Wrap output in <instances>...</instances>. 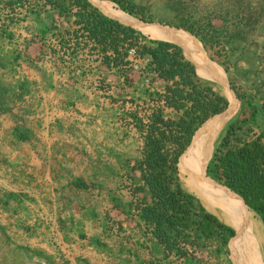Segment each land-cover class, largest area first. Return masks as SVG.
Returning a JSON list of instances; mask_svg holds the SVG:
<instances>
[{
	"label": "rangeland",
	"instance_id": "1",
	"mask_svg": "<svg viewBox=\"0 0 264 264\" xmlns=\"http://www.w3.org/2000/svg\"><path fill=\"white\" fill-rule=\"evenodd\" d=\"M100 1L126 14L112 0ZM135 1L148 6L154 16L169 18L173 14L168 0ZM216 1L182 0L184 6L197 3L199 10ZM233 15L229 13V21ZM72 20L47 0H0V264H73V257L78 256L71 251L78 238L85 236V226L96 222L97 227L107 229L116 222V215L132 219L137 206L150 200L146 191L137 189L142 185L135 168L141 160L142 138L134 126V114L146 120L155 104L151 99L155 95L149 93L162 92L166 82L151 71L146 57H137L132 51L129 63L107 66L97 51L74 43L73 35L67 33L74 28ZM263 21L264 17L252 33L257 44H250L247 52L236 58L229 50L222 51L219 59L228 72L212 51L179 30L191 37L200 52H194L195 67L202 65L197 75L226 97L224 86L210 77L214 70L212 76H220L232 97L236 95L230 83L246 98L259 100L257 92L264 87ZM213 23L222 24L217 18ZM234 97V108L229 101L223 111L232 113L223 122L211 155L225 126L239 112L240 100ZM164 112L175 116L169 109ZM263 122L258 114L255 123L241 124L233 131L232 142L243 137L248 126L252 130L248 139L255 138ZM178 176L185 190L225 221L211 203L193 192L180 170ZM207 177L205 174L208 181ZM228 199L251 212L257 223L258 257L249 247L250 259L246 258L243 241L235 257V240L229 248L230 238L225 248L219 235L204 240L193 230L188 238L178 239L169 249L164 247L171 255L168 260L154 259L152 263L264 264V223L245 204ZM242 232L249 237L248 229Z\"/></svg>",
	"mask_w": 264,
	"mask_h": 264
},
{
	"label": "trees",
	"instance_id": "2",
	"mask_svg": "<svg viewBox=\"0 0 264 264\" xmlns=\"http://www.w3.org/2000/svg\"><path fill=\"white\" fill-rule=\"evenodd\" d=\"M47 1L60 13L73 17L74 28L67 33L73 35L76 45L97 51L107 66L129 63L132 51L137 57H146L151 71L166 82L162 92L149 93L150 97L155 95L151 98L155 104L147 119L134 114V126L142 138L141 160L135 166L142 185L137 189L146 191L150 197L148 202L137 206L139 218L166 249L178 239L188 238L193 230L196 237L204 240L219 235L220 244L225 248L233 237L230 248L236 237L234 229L206 210L194 194L182 187L178 176L182 159L179 161V157L194 133L206 121L204 126L223 114L228 99L197 75L195 65L185 57L179 45L149 39L139 30L105 15L89 0H63L66 4ZM112 1L141 22H158L185 30L201 43L204 50H210L218 57L216 61L225 72L228 68L219 59L222 51L229 50L238 58L249 50L250 44H257L251 38L252 33L260 27L264 17V0H217L202 10L198 9L197 3L184 6L182 0H168L173 9L169 18L154 16L148 6L135 0ZM230 12L234 15L229 21ZM213 18L222 24L215 26ZM261 78L264 81V74ZM230 87L240 100V109L225 126L205 173L217 185L233 191L264 223V122L262 131L255 138L248 139V132L252 131L248 126V132L232 142L233 131L241 124L255 123L258 114L264 119V87L257 92V101L246 98L231 83ZM165 109L174 112L175 116H167ZM17 136L25 138L21 133ZM237 245L238 236L233 254ZM238 253L239 250L234 256ZM241 259L243 262V257Z\"/></svg>",
	"mask_w": 264,
	"mask_h": 264
},
{
	"label": "bare ground",
	"instance_id": "3",
	"mask_svg": "<svg viewBox=\"0 0 264 264\" xmlns=\"http://www.w3.org/2000/svg\"><path fill=\"white\" fill-rule=\"evenodd\" d=\"M92 3H94L96 6H98L101 11L105 12V15L114 18L118 20L119 22L123 23L124 25L132 26L133 28L141 31H146L150 34V36L155 40H163V41H171L179 46H182L184 48V53L188 57H192V63L194 62L196 65V59L194 56V52L200 53L197 49V46L194 45L193 41L191 40V37H193L191 34L183 33L182 31H179L180 29H174V28H167L169 30H166V27H162L158 24H145L141 21H137V19L131 18V16L126 15L122 12H115L113 11L108 4L106 5L104 2L100 0H90ZM165 28V29H163ZM179 31V32H177ZM199 44L200 42L193 37ZM201 46V45H200ZM202 48V47H201ZM203 50V49H202ZM204 52V50H203ZM205 56L207 57L206 53L204 52ZM186 56V57H187ZM209 60V58L207 57ZM190 60V61H191ZM210 61V60H209ZM212 62V61H210ZM214 63V62H212ZM217 65L216 63H214ZM200 66L197 63V71H202ZM217 71V69L215 68ZM214 70L212 71V74L210 77L215 80L220 85H223L225 88L226 97L229 99L228 101H231V106L234 108V95L233 97L229 93L228 87H226V84H224L223 80H221L220 76H212L214 74ZM220 78V79H219ZM232 92V91H231ZM233 93V92H232ZM235 98V97H234ZM236 99V98H235ZM229 112V111H228ZM227 113V112H226ZM224 113L223 116H216L213 120H211L209 123H207L205 126H203L205 129L209 128V130H206L207 132H198L195 137L193 144L190 148V150L186 151L184 155L182 156L181 162H180V175L185 176L186 180L189 182V185L193 192L201 198V200L206 201L208 203H211L213 205L212 209H216L218 211V214H221L223 219H225L226 223L231 225L233 229H236L239 233H237L238 236V245L235 249L236 252L240 253L241 249V242L243 241L244 244V253L246 258L250 259L249 250L253 249L255 252L256 257H258V253L256 252V225L257 223H254L251 212H248L244 208H242L239 204L229 200L227 195L232 196L235 200L241 201L238 199L233 192H231L228 188L224 186H218L214 181L209 179L206 175V177L213 182L210 183L205 178V167L206 164L211 156V151L213 148V144L217 138V135L221 128L223 127L222 124L225 120H227V117L230 113ZM231 116V115H230ZM208 134V135H207ZM210 134V136H209ZM209 136L208 139H206L207 136ZM194 150V151H193ZM215 185V186H214ZM220 187V188H219ZM228 189H224V188ZM219 190H218V189ZM227 191V192H226ZM227 194H225V193ZM229 192V193H228ZM231 193V194H230ZM228 197H226V196ZM244 204V203H243ZM215 210V211H216ZM224 221V222H225ZM256 221V220H255ZM256 224V225H255ZM258 227V226H257ZM239 229V230H238ZM248 229L250 232L249 237L247 235L243 237L242 230ZM237 236L235 240L237 239ZM251 237V239H249ZM249 239V240H248ZM260 240V239H259ZM235 242V241H234ZM259 245V244H258ZM251 249H250V248ZM238 253V255H239ZM254 255V256H255ZM260 260V259H258ZM250 263V262H249ZM260 263V262H259Z\"/></svg>",
	"mask_w": 264,
	"mask_h": 264
},
{
	"label": "crops",
	"instance_id": "4",
	"mask_svg": "<svg viewBox=\"0 0 264 264\" xmlns=\"http://www.w3.org/2000/svg\"><path fill=\"white\" fill-rule=\"evenodd\" d=\"M132 216L130 219L116 215V222L107 229L97 227L96 222L91 227L85 226V236L78 238V245L71 251L78 257H73L71 263L78 264L76 262L81 259L84 264H153L154 259L168 260L171 255L139 218L137 211Z\"/></svg>",
	"mask_w": 264,
	"mask_h": 264
},
{
	"label": "water",
	"instance_id": "5",
	"mask_svg": "<svg viewBox=\"0 0 264 264\" xmlns=\"http://www.w3.org/2000/svg\"><path fill=\"white\" fill-rule=\"evenodd\" d=\"M90 1V0H89ZM92 3V2H91ZM97 7V6H96ZM143 22V21H142ZM148 24H153V22H148ZM157 24H160V23H157ZM161 25V24H160ZM168 26V25H167ZM168 27H170V28H172L171 26H168ZM174 29H179V28H175L174 27ZM183 30V29H182ZM185 31V30H184ZM169 42H171V41H169ZM214 117V116H213ZM207 122V121H206ZM205 122V123H206ZM204 123V124H205ZM204 124H202L198 129H197V131L194 133V135H193V137H192V139H191V142H190V144L188 145V147L183 151V153L180 155V157H179V161H180V158L182 157V155L186 152V151H188V150H190V148H191V146H192V144H193V141H194V137H195V135H196V133L197 132H202V129L204 130L203 132H207L206 130H209V128H204L203 126H204ZM210 131V130H209ZM209 136H210V134H209ZM209 136H207L206 137V139H208L209 138ZM194 151V150H193ZM210 159V158H209ZM179 161H178V163H179ZM233 192V191H232ZM241 198V197H240ZM242 199V198H241ZM243 201V200H242ZM244 203V202H243ZM235 237V236H234ZM233 238V237H232ZM231 238V239H232Z\"/></svg>",
	"mask_w": 264,
	"mask_h": 264
}]
</instances>
